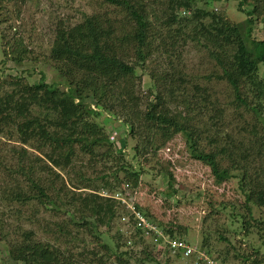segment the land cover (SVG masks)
Returning a JSON list of instances; mask_svg holds the SVG:
<instances>
[{"label":"trees","instance_id":"obj_1","mask_svg":"<svg viewBox=\"0 0 264 264\" xmlns=\"http://www.w3.org/2000/svg\"><path fill=\"white\" fill-rule=\"evenodd\" d=\"M26 1L0 0V63L18 70L26 61L41 62L62 81L9 72L11 81L0 84V243L9 258L20 264H195L204 251L224 264L213 245L226 243L224 234L237 227L242 237L264 244V39L252 37L258 20L264 28V0H235L245 14L241 23L220 7L207 8L222 0H96L116 13H80L74 23L55 19L44 54H35L17 27H4L19 13L8 6ZM189 57L198 64L191 70ZM143 75L151 84L144 92ZM91 106L128 127L135 163L95 122L100 114ZM175 138L184 141L178 158L209 167V187L189 186L175 174L169 149ZM143 175L166 176L161 208L177 206L164 221V212L157 218L132 204L161 234L156 242L157 233L137 227L132 213L120 214V201L100 195L134 193ZM229 185L243 195V206L223 201L232 195ZM179 204L209 222L200 245L178 223ZM122 216L128 236L120 229L110 235ZM168 240L195 251L174 253ZM251 248L259 256L260 248Z\"/></svg>","mask_w":264,"mask_h":264},{"label":"rangeland","instance_id":"obj_2","mask_svg":"<svg viewBox=\"0 0 264 264\" xmlns=\"http://www.w3.org/2000/svg\"><path fill=\"white\" fill-rule=\"evenodd\" d=\"M96 0H27L24 5H10L8 8L12 11H18L17 15H11L12 20H10L4 27L14 26L17 27L19 30L20 35L23 34L24 37H28V41L31 42L30 47L33 48L35 54H44L47 52L49 45L51 44L52 38V28L55 24L57 19H65L68 22L74 23L81 19L80 13L92 14L93 12H109V13H116L114 8L112 7H105L99 8L97 6ZM238 2L235 0H222L220 2L211 3L207 5V8H221L223 9L228 17L236 22L241 23L245 19V14L238 10L237 7ZM114 10V11H113ZM113 16V15H112ZM17 18V21L14 19ZM56 19V20H55ZM255 29L252 32V37L258 40L264 39V28L262 24L258 20ZM263 22V21H262ZM13 32H9V36H12ZM246 41H248L246 37ZM14 44V41H11V45ZM258 53L261 54L262 49L257 50ZM4 53L1 48V38H0V62L3 61L5 57H3ZM193 60V61H192ZM189 57V61H187V67L189 70L197 66L196 59ZM4 62V61H3ZM14 70V71H12ZM3 72V75L1 76ZM9 72L11 75H15L17 73L18 76L26 77L29 81H38L40 79V75L45 76V80L48 83H54V81L58 80L60 83L62 80L58 76V73L55 69L49 65L39 63L36 66H32L31 62L26 61L23 65V68L15 70L14 64L7 61L5 65L0 63V84L4 83L5 85L11 81L12 76H9ZM264 74V73H263ZM57 87L64 88L62 84H55ZM150 79L147 75L142 76V84L141 90L144 92L150 87ZM217 89L222 91L224 87L222 85L217 86ZM91 109L99 112V116L95 119V122L102 126L104 132L109 134L110 136L116 134L115 139H118V145L124 149L126 152L127 159L131 163H135L133 161V148L135 146V141L128 135V127L119 119L111 116L106 112H102L99 109H95V107L91 106ZM233 126V134L234 138L240 137L239 134V123L235 120L232 121ZM109 136V139H110ZM184 141L182 139L172 141L169 144V149L172 152V155H175V165L177 167L176 175L178 178L183 181L187 185L200 186L204 187L208 185L210 186V169L208 166L196 162L187 160L184 158H178L177 155L184 154ZM180 156V155H179ZM3 172L0 171V178L3 176ZM2 179V178H1ZM167 177L166 176H151V175H143L141 186L139 187L138 191L132 193L131 191H124L121 198L126 196V200L123 202L120 201V214L122 215L125 211L126 213H130L129 209L126 208V205L137 203L141 206H146L153 215L160 218L161 213H165L163 218L164 221H169V218L172 217V212L176 210L177 206L171 207V209H162L161 205L163 200L166 198L165 195V188L167 186ZM228 185V184H227ZM198 188V187H197ZM212 189V185H211ZM229 191H231L232 195L223 199L225 203L228 205H239L243 206L244 197L240 194L234 192L235 186L229 185ZM196 192V191H195ZM227 192V191H226ZM101 195L105 196H114L107 195V192H101ZM173 202V200H170ZM229 207V206H228ZM230 208V207H229ZM255 211L259 212L256 207H253ZM173 210V211H171ZM177 211L179 212L180 216L178 219V223H182L188 226V235L187 237L193 239V242L200 245L203 235V230H207V224H203L202 221V213L198 212L193 214L191 210L185 208L184 206H178ZM125 215V214H124ZM184 216L189 217L188 221H185ZM194 218V219H193ZM118 221V222H117ZM114 220L111 227L110 235L116 233L118 229H120L126 236H128L130 229L127 230V225L125 224L126 221ZM219 226V225H218ZM218 226L216 228L218 229ZM210 228H214V226H210ZM238 228V231L233 233H226L225 236L228 237V241L226 243L219 242L214 244L215 250L220 252L221 259L225 260L224 264H264V244L261 240H258L257 237L251 236L248 238L242 237V231ZM241 231V232H240ZM254 244L256 247L260 248L259 256L254 254V250L248 249V245ZM124 249V248H122ZM228 251V253H227ZM236 255L241 257H235ZM245 257V260L242 258ZM0 264H20L17 262L12 261L6 252V246L4 243H0Z\"/></svg>","mask_w":264,"mask_h":264},{"label":"built area","instance_id":"obj_3","mask_svg":"<svg viewBox=\"0 0 264 264\" xmlns=\"http://www.w3.org/2000/svg\"><path fill=\"white\" fill-rule=\"evenodd\" d=\"M115 136H116V134L111 135L110 140L113 141L115 139ZM108 197H110V196H108ZM111 197L118 200V201H121V202H123L124 200L127 199L126 196L121 198V194L118 192H116L114 194V196H111ZM126 208L129 209L130 213H132V215L136 219L137 227L142 228V230H145L146 232L152 230V231H155V233H157L154 226H152L148 222H146L144 220L142 214L139 213L138 211H136L132 204L126 205ZM126 220H127V217L124 216L122 218V221H126ZM160 235H161L160 233H157L155 242L157 241V237ZM165 243L169 246V248L172 252H174V253L175 252H181L184 257H188L189 255H191L195 251L194 247H191V246H189L186 243L181 242V241H177V240H171L170 241V240H168ZM198 263L199 264H216V262L211 257H209V255H207L204 251L199 252L198 257L195 260V264H198Z\"/></svg>","mask_w":264,"mask_h":264},{"label":"clouds","instance_id":"obj_4","mask_svg":"<svg viewBox=\"0 0 264 264\" xmlns=\"http://www.w3.org/2000/svg\"><path fill=\"white\" fill-rule=\"evenodd\" d=\"M114 194H115V192H114ZM101 195V194H100ZM101 196H103V195H101ZM104 197H106V198H111V199H114V198H112L111 196L110 197H107V196H104ZM116 200V199H115ZM124 216H122V218H123ZM121 218V219H122Z\"/></svg>","mask_w":264,"mask_h":264}]
</instances>
